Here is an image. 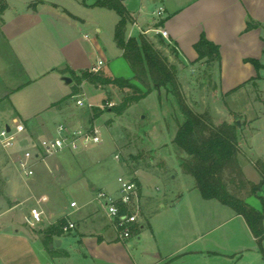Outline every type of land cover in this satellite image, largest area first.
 <instances>
[{
    "label": "crops",
    "instance_id": "obj_1",
    "mask_svg": "<svg viewBox=\"0 0 264 264\" xmlns=\"http://www.w3.org/2000/svg\"><path fill=\"white\" fill-rule=\"evenodd\" d=\"M7 1L8 7L0 14V43L7 44L19 64V70L16 72L11 68L8 73L6 66L11 65L0 57V78L4 77L0 79V124L16 117L24 122V136L27 138L52 135L58 124L68 123L64 120L68 101L56 103L72 93L75 81L67 83L64 77L72 78L70 70L75 71L78 61L87 57L78 39L68 30L69 27L81 26L79 20L83 21V18L60 4L61 0ZM96 1L87 5L98 6ZM122 1L133 17L131 23L140 33L142 28L149 29L148 34H154L158 43L160 36L166 44L172 45L175 49L172 63L176 64L178 75L181 76L180 67L187 71V67H196L204 61L198 60L195 44L205 33L221 49V66L215 64L217 70L214 74L212 72L214 78L216 73L219 77L220 92H240L244 83H253L252 79L258 74L261 77L264 68L258 72L246 59H258L264 64V0H138L136 6H130L129 0ZM161 7L164 12L158 15ZM250 20L260 26L246 30ZM160 21L164 24L159 25ZM159 28L168 31V38L153 30ZM131 33L134 36V32ZM166 48L168 51L171 49L169 46ZM121 52L123 56L122 49ZM168 56L171 58L172 55ZM86 60L83 62L86 63ZM98 64L99 61L94 62L82 70H92ZM104 65L99 72L112 76L106 72ZM18 73L26 79L19 80ZM87 84L91 83L83 81L81 85L83 93ZM242 84L236 91L230 92ZM16 161L14 154L0 151V179L12 180L15 171L19 170ZM90 161L84 151L67 152L49 156L35 166L33 184L29 188L40 208L35 205L31 209L42 210L43 221L32 223L30 210L25 215L30 230L26 227L14 228L11 224L0 226V264H56L53 255H67L69 249L77 247H80L84 257L91 256L92 259H104L101 253L107 249L108 254L112 253L108 261L121 263L119 258L116 259L117 255L114 257V250L119 244L129 251L131 248L136 251V254H130L132 264H263L258 240L245 218L216 199H205L202 194L196 195L195 201L189 205L179 203V200H187V195L179 196L178 202H173L178 217L171 221L161 220L155 231L153 222L148 220L147 223L146 220V203L143 202L146 195L142 182L141 228L135 236L122 241L103 207L95 200L96 192L106 188L98 187L86 176ZM37 167L40 168L39 174ZM243 170L250 180L261 181L259 172L258 180L255 175L253 178L248 175L245 165ZM47 171L49 175H46ZM37 175L43 177V185L50 187L51 193L79 196L71 199L69 206L58 199L50 205L51 197L46 187L41 188ZM19 193L13 191L11 204H21L16 199ZM260 196L264 197L261 193ZM73 201L77 202L76 207L71 206ZM249 202L264 211L261 199L259 203L251 199ZM167 205L164 202L160 204L163 208ZM63 217L74 221L76 228L62 234L47 235L46 229ZM146 225L152 232V245L149 247H144L142 243ZM56 240L60 241V245L55 244ZM48 246L55 249L50 252L51 259L47 255Z\"/></svg>",
    "mask_w": 264,
    "mask_h": 264
},
{
    "label": "rangeland",
    "instance_id": "obj_2",
    "mask_svg": "<svg viewBox=\"0 0 264 264\" xmlns=\"http://www.w3.org/2000/svg\"><path fill=\"white\" fill-rule=\"evenodd\" d=\"M93 1H60V4L83 18V21L79 20L81 26L68 28L70 33L78 39L85 53L87 52V57L84 56V60H79L77 67H74L75 72H80L85 66L99 61V64H105V70L112 75L111 77L123 76L139 84L134 79V72L122 56L115 39L120 15L114 9L87 5ZM128 4L136 6L138 0H129ZM131 31L134 32V36L140 34L138 29L129 23L127 37ZM146 35L155 42L156 47L164 55H172L171 58L169 57L170 62L174 61L173 52L171 49L167 50L166 44L158 43L154 39V34ZM41 51H45L43 47ZM0 57L11 65V67L6 66L8 73L12 71L11 68H14L16 72L19 70V64L7 44L0 43ZM85 60L86 63L83 62ZM180 68L181 76L177 75L182 85L183 95L194 111L209 114L212 122L217 125L225 121H240L239 157L243 166L247 168L248 175L251 178L255 175L259 180L260 174L256 164L264 161V69L261 70V77L258 80L247 83L240 92L224 94L220 92L217 73L215 78L212 76V72L214 74L217 70L214 64L204 60L196 67H187V71ZM101 73L107 75L105 72L101 71ZM18 77L22 81L26 79L21 73H18ZM141 87L145 89L144 86L141 85ZM102 88L104 90L87 84L85 93L81 91L76 95L77 98L68 99L69 108L64 120L73 126H96L100 129L102 142L82 150L91 160L85 172L86 176L98 187L104 186L109 191L117 190L119 176L135 179L140 184L142 182L146 195L143 201L146 203V220L147 223L148 220L153 222L156 231L161 220L171 221L178 217L176 204L173 202L177 203L179 196L187 195L189 198L179 200V203L189 205L195 201L196 195H201L195 177L183 168L182 161L186 158V153L174 143V136L179 124L185 121V115L174 95L165 89L160 91L153 89L145 98L131 104L123 114L118 115L110 108L119 105L124 96L131 94L132 90H122L112 85ZM78 98L84 99L83 106L75 103ZM89 103L92 106L88 105ZM94 107H100L102 112L91 120L95 114ZM0 151L5 153L1 147ZM39 173L40 168L37 167V174ZM47 174L49 175L48 171ZM36 177L41 188L46 187L43 185V177L40 178L38 175ZM33 179V176L27 177L20 170L15 171L10 182L5 178L0 179V226L11 224L14 228H30L26 224L25 215L29 213L32 206L36 205L40 208L36 199L33 198V191L29 188L33 184ZM13 191L20 192L16 199L21 201V204L10 203V197H14ZM46 192L51 197L50 205L58 199L69 206L71 199L79 196L69 193L56 195L51 193V188L48 186ZM260 193L264 195V186ZM259 195L244 196V199L252 206L249 199L259 203ZM161 202L168 204L167 207H161ZM225 207L233 210L229 206ZM63 219L66 220L65 217ZM146 226L142 243L144 247H149L152 245V232L151 228ZM115 249L114 257L117 255L116 259L119 258L121 263L109 262L108 258L112 253L108 254L107 249L101 250L102 253L100 251L104 259H92L91 256L86 258L80 247L69 249L67 255L57 253L53 257L56 264H132L130 254H136L133 248L129 251L124 245L119 244ZM53 250L48 246L47 255L50 259L52 258L50 252ZM262 261L264 264L263 258Z\"/></svg>",
    "mask_w": 264,
    "mask_h": 264
},
{
    "label": "trees",
    "instance_id": "obj_3",
    "mask_svg": "<svg viewBox=\"0 0 264 264\" xmlns=\"http://www.w3.org/2000/svg\"><path fill=\"white\" fill-rule=\"evenodd\" d=\"M96 5L114 9L120 15L115 30V39L134 72V79L139 84L135 83L133 79L123 76L111 77L91 70H82L77 74L70 70L75 81L72 93L56 104L66 103L68 99L81 93L83 81H87L96 87L112 85L122 90H132L131 94L124 96L119 105L110 108L118 115L123 114L131 104L145 98L153 89L159 91L165 89L174 95L185 115V121L179 124L174 136V143L187 155L182 161L184 170L195 177L197 187L205 199H216L245 218L258 240L264 257V211L251 206L244 199V196L259 195L262 190L264 186V161H259L256 164V169L262 176L261 181L256 183L248 179L239 157L240 127L238 122L225 121L219 125L214 124L209 114L198 113L188 105L177 75V66L170 62L169 56L164 55L146 34L140 33L139 36L127 37V26L133 21V17L122 0H97ZM7 7L8 1L0 0V13ZM163 24L164 21H160L159 25ZM259 26V23L250 20L246 30ZM158 37L160 44H166L162 37ZM166 46L171 48L173 54L175 53L172 45L166 44ZM195 48L199 55L198 60H205L207 63L221 66L220 46L211 41L205 33L201 35L195 44ZM246 61L251 62L258 72L264 68V64L258 59L247 58ZM258 78H260L259 74L252 79V82ZM241 86L243 84L230 92L236 91ZM94 110L95 114L91 120L102 112L100 107H94ZM259 197L264 204V197L260 195ZM66 223L67 221L61 218L57 224L46 229L45 233L49 236L62 234L64 232L63 226Z\"/></svg>",
    "mask_w": 264,
    "mask_h": 264
},
{
    "label": "built area",
    "instance_id": "obj_4",
    "mask_svg": "<svg viewBox=\"0 0 264 264\" xmlns=\"http://www.w3.org/2000/svg\"><path fill=\"white\" fill-rule=\"evenodd\" d=\"M163 12L164 8L161 7L157 14L162 15ZM153 30L168 38L166 29ZM149 31V29H141L142 34H148ZM131 36L132 33L130 32L128 37ZM100 69L101 65L98 64L91 71L99 72ZM72 98L75 99L77 96L75 95ZM75 103L78 106H83L84 99L78 98ZM25 131L24 122L16 117L8 123L0 124V147L8 154L16 156L19 170L27 177L33 176L35 166L40 161H45L49 156L82 151L102 142L100 129L96 126H73L62 122L57 125L52 135L36 139L25 137ZM118 183L119 186L115 192L103 188L99 189L96 192L95 200L103 207L119 238L126 241L135 236L142 225L141 185L137 180L125 176H119ZM71 206L76 207L77 202L73 201ZM43 215L44 212L36 207L30 211L32 223L42 222ZM75 228L76 223L69 220L63 226L64 232H69Z\"/></svg>",
    "mask_w": 264,
    "mask_h": 264
},
{
    "label": "water",
    "instance_id": "obj_5",
    "mask_svg": "<svg viewBox=\"0 0 264 264\" xmlns=\"http://www.w3.org/2000/svg\"><path fill=\"white\" fill-rule=\"evenodd\" d=\"M64 80H65L67 83H71V82L73 81V79H72L71 77H67V76L64 77ZM238 125H240V121H238ZM55 244H56V245H60V241H59V240H56V241H55Z\"/></svg>",
    "mask_w": 264,
    "mask_h": 264
}]
</instances>
